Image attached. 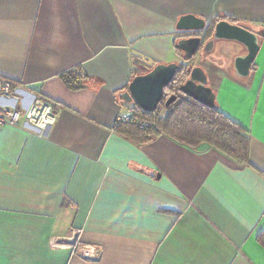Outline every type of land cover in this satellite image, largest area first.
<instances>
[{"label": "crops", "instance_id": "1", "mask_svg": "<svg viewBox=\"0 0 264 264\" xmlns=\"http://www.w3.org/2000/svg\"><path fill=\"white\" fill-rule=\"evenodd\" d=\"M187 14L257 37L246 75L239 43L191 65L248 131L251 165L112 128L134 60L184 62L175 26ZM70 70L81 88L63 83ZM0 77L56 114L42 134L0 126V264H264V0H0ZM75 237L98 256L72 249Z\"/></svg>", "mask_w": 264, "mask_h": 264}, {"label": "trees", "instance_id": "2", "mask_svg": "<svg viewBox=\"0 0 264 264\" xmlns=\"http://www.w3.org/2000/svg\"><path fill=\"white\" fill-rule=\"evenodd\" d=\"M214 23L215 21L211 23V27ZM190 60L176 71L172 80L163 89V98L159 103L163 104L165 110L163 115L159 113V105L153 112H147L140 109L134 102L125 103L135 120L129 122L114 120L112 128L133 138L149 139L154 135L166 134L181 144L192 148L213 147L237 163L251 165L248 131L218 110L216 106L207 107L179 91V86L186 80L189 69L192 67ZM133 62L134 76L145 73L154 66L144 64V61L134 60ZM60 78L66 87L78 89L82 87L84 76L78 71L70 70L62 73ZM172 94L176 95V99L165 106L164 101ZM52 104L55 112L54 102ZM141 120H146L148 125L140 126ZM256 241L264 248V229L257 232Z\"/></svg>", "mask_w": 264, "mask_h": 264}, {"label": "water", "instance_id": "3", "mask_svg": "<svg viewBox=\"0 0 264 264\" xmlns=\"http://www.w3.org/2000/svg\"><path fill=\"white\" fill-rule=\"evenodd\" d=\"M206 26L207 24L200 17L191 14L181 16L175 26L181 33L175 47L182 51L184 62L182 64L157 63L147 72L135 75L120 94L123 102L128 104L134 102L143 111L153 112L162 101L163 89L172 80L176 71L202 48L201 33ZM211 29L214 39L236 41L245 48L246 53L235 58L234 66L240 75H246L259 48L256 35L246 26L237 25L227 20L216 21ZM211 45L212 41L209 40L203 49L206 51L208 48L210 49ZM206 82L202 68L194 65L189 69L186 80L179 86V91L207 107H214V93ZM175 99L176 95L174 94L168 96L164 101L165 106Z\"/></svg>", "mask_w": 264, "mask_h": 264}, {"label": "built area", "instance_id": "4", "mask_svg": "<svg viewBox=\"0 0 264 264\" xmlns=\"http://www.w3.org/2000/svg\"><path fill=\"white\" fill-rule=\"evenodd\" d=\"M30 95L28 101L25 95ZM56 120L53 104L40 94L28 93L24 86L0 77V126H23L42 134ZM116 122L134 121L131 110L119 113ZM140 126H147L146 120L139 121ZM53 243V242H52ZM81 256L96 258L99 254L95 246L81 243L77 237L69 245Z\"/></svg>", "mask_w": 264, "mask_h": 264}, {"label": "rangeland", "instance_id": "5", "mask_svg": "<svg viewBox=\"0 0 264 264\" xmlns=\"http://www.w3.org/2000/svg\"><path fill=\"white\" fill-rule=\"evenodd\" d=\"M204 47V46H203ZM202 48H200V50L193 55V57L191 58V62H198V59L200 56L204 57H222L220 56V54H226V52L228 51H235L236 49L240 48V45L237 44V42H233L231 40H217L216 42L214 41L213 44L211 45L210 49L208 48L206 51ZM225 56V55H224ZM159 113L160 114H164L165 110L163 108V104H159Z\"/></svg>", "mask_w": 264, "mask_h": 264}, {"label": "flooded vegetation", "instance_id": "6", "mask_svg": "<svg viewBox=\"0 0 264 264\" xmlns=\"http://www.w3.org/2000/svg\"><path fill=\"white\" fill-rule=\"evenodd\" d=\"M211 28V24H207L206 28L204 29V31L201 33V39H202V43L201 46L203 47L209 40L212 41V44L214 41H217L218 39H214L212 37V29Z\"/></svg>", "mask_w": 264, "mask_h": 264}]
</instances>
